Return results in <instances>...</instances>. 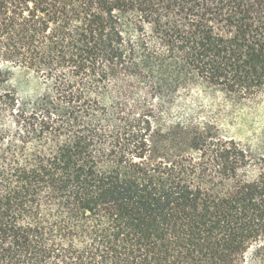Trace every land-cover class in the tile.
I'll return each instance as SVG.
<instances>
[{
  "label": "trees",
  "instance_id": "16d2710c",
  "mask_svg": "<svg viewBox=\"0 0 264 264\" xmlns=\"http://www.w3.org/2000/svg\"><path fill=\"white\" fill-rule=\"evenodd\" d=\"M222 118H264V0H0V264H264Z\"/></svg>",
  "mask_w": 264,
  "mask_h": 264
},
{
  "label": "rangeland",
  "instance_id": "374dc122",
  "mask_svg": "<svg viewBox=\"0 0 264 264\" xmlns=\"http://www.w3.org/2000/svg\"><path fill=\"white\" fill-rule=\"evenodd\" d=\"M15 82L22 83L23 78L17 77ZM221 120L229 127L228 133L242 143L248 141L253 133L264 134V118H222Z\"/></svg>",
  "mask_w": 264,
  "mask_h": 264
}]
</instances>
